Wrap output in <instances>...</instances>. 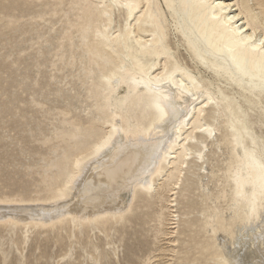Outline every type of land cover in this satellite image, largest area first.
<instances>
[{"label":"bare ground","instance_id":"obj_1","mask_svg":"<svg viewBox=\"0 0 264 264\" xmlns=\"http://www.w3.org/2000/svg\"><path fill=\"white\" fill-rule=\"evenodd\" d=\"M65 1L36 15L52 17ZM132 2L129 10L113 8L112 0H69L75 19L67 17L68 26L93 74L91 117L63 129L77 149L52 197L0 198V221L109 223L118 230L134 218L141 227L136 247L127 249L147 247V263L154 231L183 254L177 264H264V0ZM224 149V166L208 169ZM245 229L251 237L243 248L236 241Z\"/></svg>","mask_w":264,"mask_h":264},{"label":"rangeland","instance_id":"obj_2","mask_svg":"<svg viewBox=\"0 0 264 264\" xmlns=\"http://www.w3.org/2000/svg\"><path fill=\"white\" fill-rule=\"evenodd\" d=\"M41 1L0 0V198L3 199L31 201L52 197L71 168L77 149L74 142L65 139L63 129L72 127L68 121L90 118L91 103L95 102L90 92L93 74L88 73V54L82 48L79 34L71 32L67 22L70 16L75 19L72 5L64 0L65 3L57 5L63 11L52 17L47 13L42 19L37 12L49 10L58 0H44L50 1L47 5ZM182 54L187 57L184 50ZM225 152L226 149L218 151L219 156H212L208 169L218 162L224 166ZM220 188L218 183L209 185L214 191ZM193 193L200 200L199 190L194 188ZM187 195L178 196L182 199L180 207H184ZM220 203L226 207L224 199ZM137 206L134 207L138 213L148 209ZM229 213L225 209V215ZM139 222L125 219L116 224V230L108 228L109 223L87 225L65 221L26 225L0 221V264H177L183 254L171 251L174 243L164 235L155 237L154 231L150 233L154 240L150 263L145 260L147 247L129 253L127 245L136 247L134 232L141 227ZM169 227L165 225L166 232L171 230ZM183 227L184 223L181 231ZM253 228L256 230L253 234L261 236L263 230ZM244 231L236 241L243 248L251 237ZM181 247L176 246V250ZM196 256L202 257L199 253ZM210 259L209 255L207 263Z\"/></svg>","mask_w":264,"mask_h":264},{"label":"snow or ice","instance_id":"obj_3","mask_svg":"<svg viewBox=\"0 0 264 264\" xmlns=\"http://www.w3.org/2000/svg\"><path fill=\"white\" fill-rule=\"evenodd\" d=\"M98 7H100V8H105L106 7V5H104V4H100V5H98ZM112 7L113 8H120V7H126V8H128L129 10H132V9H134L135 7H136V5H135V3L134 2H132V0H128V2H126V3H120L119 2V0H112ZM253 39V37H248V40H252ZM261 44H264V41H261ZM198 130H200V131H204V129H198Z\"/></svg>","mask_w":264,"mask_h":264}]
</instances>
